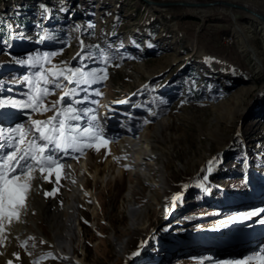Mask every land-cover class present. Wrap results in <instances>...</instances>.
Listing matches in <instances>:
<instances>
[{"label": "rangeland", "instance_id": "374dc122", "mask_svg": "<svg viewBox=\"0 0 264 264\" xmlns=\"http://www.w3.org/2000/svg\"><path fill=\"white\" fill-rule=\"evenodd\" d=\"M231 1L264 12V0ZM259 23L225 6L0 0V100L28 99L32 85L25 78L35 80L33 74L39 70L19 62L29 56L50 54L45 69H102L106 79L80 85L87 92L77 89L57 105L63 108L87 95L88 100L75 107L92 109L89 117H97L109 141L99 150L93 142V147L72 152L71 159L79 162L89 152L94 162L102 149L118 150L117 136L125 130L132 136L145 133L159 152L149 156L144 177L126 167L118 182L106 185L104 179H113L117 164L112 162L111 169L95 178L82 169L89 186L78 194L83 215L71 255L74 264H259L253 251H264V239L258 244L254 236L264 233V223L253 217L220 226L229 217L264 209V48ZM182 75L193 80L191 89L199 97L181 82ZM60 83L59 89L46 85V112L0 109V128L54 115L51 104L76 87L63 77ZM123 100L128 102L117 103ZM157 120L162 121L158 129ZM73 123L86 126L87 118ZM124 156L120 152L118 161L126 165ZM211 160L215 163L209 171ZM99 164L102 170L104 162ZM68 172L63 167L59 180L53 172L55 194L61 193ZM205 177L211 190L198 183ZM129 186L134 207L146 209L145 221L136 230L129 228L123 199ZM33 191L32 187L22 212L29 221L23 239L13 232L15 221L0 229V264H65L49 241L44 218L38 222L48 237L40 236L32 221L35 211L30 212L28 203ZM174 196L179 199L173 201ZM112 235L127 238L122 251ZM133 252L139 254L132 256Z\"/></svg>", "mask_w": 264, "mask_h": 264}, {"label": "snow or ice", "instance_id": "6c2138e0", "mask_svg": "<svg viewBox=\"0 0 264 264\" xmlns=\"http://www.w3.org/2000/svg\"><path fill=\"white\" fill-rule=\"evenodd\" d=\"M43 39L44 37H41V40ZM49 55L44 53L19 61L39 69L33 74L35 80L31 77L25 78L32 85L27 100H0V109L12 107L30 109L32 112H46L49 107L43 105V98L50 94L46 85H51L53 89L62 88L61 77L68 84L76 85V87L65 91L59 100L51 104V108L55 112L47 120L29 117L28 125L16 124L15 127L0 128V149H7L6 152L0 153V229L6 228L20 219L21 213L26 209V201L32 183L38 178L37 170L41 174L40 178L48 180L54 172L59 180L63 168L60 154L66 156L70 154V151L82 152L86 147H93V142H97L95 146L99 150L109 142L105 138L104 129L97 123V117L95 115L89 117L92 109L75 107L77 104L85 103L88 100L87 95L82 99L70 101L66 107L57 108V105L64 103L65 97L76 95L77 89L87 92V89L80 88V85H90L106 79V71L96 68L57 69L55 66L45 69L44 65L48 63ZM51 55H55V53ZM66 73H70V75ZM96 94L100 95L98 92ZM127 102V100H123L117 103ZM85 118H87L86 126L82 127L79 123H73ZM214 163L215 160L208 162L209 171ZM45 172L48 173L47 176L43 175ZM44 194L45 196L54 195L55 190ZM178 199L179 196L173 197V201ZM261 215H264V209L246 211L222 221L220 226H226L235 221H247L253 217H256L260 223H264V219H259ZM138 254V252H133L132 256ZM8 264H12V262L9 261ZM237 264H248V262H237ZM260 264H264V254L260 258Z\"/></svg>", "mask_w": 264, "mask_h": 264}, {"label": "bare ground", "instance_id": "6f19581e", "mask_svg": "<svg viewBox=\"0 0 264 264\" xmlns=\"http://www.w3.org/2000/svg\"><path fill=\"white\" fill-rule=\"evenodd\" d=\"M246 5L253 9H257L256 7L249 4ZM217 7L223 6L219 5ZM259 24L260 25L258 28V32L260 33L262 47L264 48V27L261 23ZM251 35L252 34L249 33L246 38H249ZM101 121L102 124L106 125L107 121L104 122V120H102V117ZM161 123L162 121H155V128L158 129L159 127H161ZM148 140L149 138L145 133H136L132 136L130 135V132L128 130H125L124 132L119 134L116 139V143L118 144L119 149L115 150L112 146L108 149H102L98 152L97 158L95 157L96 161L94 162L92 161L93 156L89 152L85 155L84 158H80L79 162L75 159H71L73 157L72 152H70V154L66 156L60 154L62 156L61 164L66 170L69 171V177L63 179V188L60 194L45 196V192H53L52 187L54 186V177L53 175H51L50 179L48 180L40 178L41 174L37 170L36 175L38 178L32 183L34 196H32V198H30L29 200L30 204L28 203V209L30 210V212L35 211V215L32 214L31 217L33 219L32 221L35 223L36 228L40 231V236L48 237V235H46L45 233L46 231L44 232L43 227L38 222L39 217L44 218L43 220L46 222L48 226V232L50 234L49 241L52 242V245L55 246L56 255H58L65 264H74V261L71 257V255L75 253L73 245L76 243V238L78 237L77 229L82 228V201L78 194L81 193L82 195L83 191L81 188H83V186H89V177H86V173L82 169H84L90 177L92 176L93 178H95L96 175H99L104 169H107L106 171L111 169L112 162L113 165L117 164L118 169L116 174L113 175V179H109L108 181L104 179L106 185L109 183V181L118 182L126 167L132 171L133 175L136 173H140V176L143 175L144 177V174H148L149 172L148 167L146 166V163L148 162L147 160H150L151 158L149 156L159 155V152L156 149V144L153 145L154 143L151 144L148 142ZM108 150H110L111 152H108ZM120 152H122V154L126 156H124L125 160L127 161L126 165L121 164L118 161ZM101 161L104 162L102 170L99 164V162ZM78 173H81V178L78 177ZM43 175L47 176L48 173L46 172ZM131 193L132 188L131 186H129L123 199L127 201V211L130 214L131 218L129 228L131 230H136L145 221L144 214L146 209L134 207V204L131 200ZM96 199L98 204H100L99 199ZM84 200H87V198L84 197ZM172 212V209H169L168 215H172ZM168 217L166 219L170 218ZM26 219L27 217L23 216L21 213L20 219L18 221H15L14 227H12L13 232H15V236H17L18 240L23 239V234L26 232V228L28 227L29 221H26ZM200 234L206 235L205 233H199V235ZM255 235L256 236H254V238L256 239V243L262 244L261 241L264 239V233H262L260 236H258L259 234ZM112 238L117 250L122 251L127 238L120 239L115 235H112ZM217 241L221 242L218 239ZM216 242H214L213 244H216ZM262 254H264V251L261 248H259V251H253V255L256 256V260L259 264Z\"/></svg>", "mask_w": 264, "mask_h": 264}, {"label": "water", "instance_id": "95a60500", "mask_svg": "<svg viewBox=\"0 0 264 264\" xmlns=\"http://www.w3.org/2000/svg\"><path fill=\"white\" fill-rule=\"evenodd\" d=\"M151 7H166V6H186L195 8H204L208 6H225L228 8H236L249 14L256 21H259L264 27V12L248 7L244 3L231 0H142Z\"/></svg>", "mask_w": 264, "mask_h": 264}, {"label": "trees", "instance_id": "16d2710c", "mask_svg": "<svg viewBox=\"0 0 264 264\" xmlns=\"http://www.w3.org/2000/svg\"><path fill=\"white\" fill-rule=\"evenodd\" d=\"M180 80H181V82L183 81V83L187 85V88H189L190 90L193 91V89H191V86L193 85V80H191L189 77H187V75H182ZM208 82L209 81H206L204 83L208 84ZM193 95L195 97H199V96H197L198 93H196V90L193 91ZM232 182H234L233 183L234 185H237V184H239L238 182H240V181L237 180V181H232ZM198 183L205 190H207V191L211 190V188L208 186L207 180H205V178H202Z\"/></svg>", "mask_w": 264, "mask_h": 264}]
</instances>
